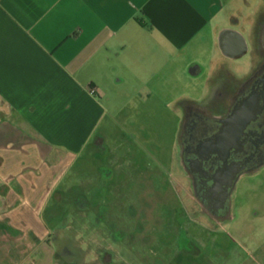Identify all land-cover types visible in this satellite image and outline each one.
Returning <instances> with one entry per match:
<instances>
[{
  "label": "crops",
  "instance_id": "0c3cea01",
  "mask_svg": "<svg viewBox=\"0 0 264 264\" xmlns=\"http://www.w3.org/2000/svg\"><path fill=\"white\" fill-rule=\"evenodd\" d=\"M223 11L224 0H0V231L12 256L22 250L15 264L49 248L42 204L92 143L102 100L173 88L179 53L195 82L204 62L189 51L213 44L221 57ZM217 62L186 101L214 86Z\"/></svg>",
  "mask_w": 264,
  "mask_h": 264
},
{
  "label": "rangeland",
  "instance_id": "374dc122",
  "mask_svg": "<svg viewBox=\"0 0 264 264\" xmlns=\"http://www.w3.org/2000/svg\"><path fill=\"white\" fill-rule=\"evenodd\" d=\"M234 2L230 11L252 8L243 7L244 0ZM212 46L189 51L204 62V71L194 76L197 82H189L193 77L186 66L181 72L188 58L182 64L179 53L173 88L159 85L147 96L144 87L102 100L104 113L92 143L42 204L49 248L38 249L31 264H257V251L264 246V168L238 181L232 217L217 225L197 217L180 193L177 107L199 95V81L211 73L216 58L220 66L219 51L213 46L211 53ZM227 65L243 76L250 58ZM182 199L183 217L177 213ZM16 244L0 232V264L20 259L22 250L11 254L10 245Z\"/></svg>",
  "mask_w": 264,
  "mask_h": 264
},
{
  "label": "flooded vegetation",
  "instance_id": "af4514ba",
  "mask_svg": "<svg viewBox=\"0 0 264 264\" xmlns=\"http://www.w3.org/2000/svg\"><path fill=\"white\" fill-rule=\"evenodd\" d=\"M233 3L224 0L220 75L200 100L185 101L176 134L180 193L209 226L231 219L238 181L264 168V0H244L252 8L243 13ZM246 55L250 67L237 76L227 64Z\"/></svg>",
  "mask_w": 264,
  "mask_h": 264
},
{
  "label": "built area",
  "instance_id": "2783aa9c",
  "mask_svg": "<svg viewBox=\"0 0 264 264\" xmlns=\"http://www.w3.org/2000/svg\"><path fill=\"white\" fill-rule=\"evenodd\" d=\"M88 92H89L90 94H94V93H95V88H90V89H88Z\"/></svg>",
  "mask_w": 264,
  "mask_h": 264
},
{
  "label": "trees",
  "instance_id": "16d2710c",
  "mask_svg": "<svg viewBox=\"0 0 264 264\" xmlns=\"http://www.w3.org/2000/svg\"><path fill=\"white\" fill-rule=\"evenodd\" d=\"M5 229H3L2 231H0V232H3V233H5L6 231H4ZM11 254H12V252H11Z\"/></svg>",
  "mask_w": 264,
  "mask_h": 264
},
{
  "label": "water",
  "instance_id": "95a60500",
  "mask_svg": "<svg viewBox=\"0 0 264 264\" xmlns=\"http://www.w3.org/2000/svg\"><path fill=\"white\" fill-rule=\"evenodd\" d=\"M221 32H222V30H221Z\"/></svg>",
  "mask_w": 264,
  "mask_h": 264
}]
</instances>
